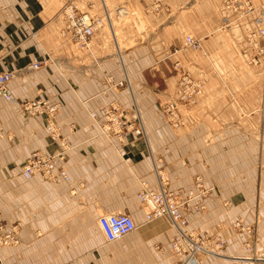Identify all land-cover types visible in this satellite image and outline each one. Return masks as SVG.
Here are the masks:
<instances>
[{
    "label": "crops",
    "instance_id": "1",
    "mask_svg": "<svg viewBox=\"0 0 264 264\" xmlns=\"http://www.w3.org/2000/svg\"><path fill=\"white\" fill-rule=\"evenodd\" d=\"M263 2L251 0L241 18L228 10L222 25L223 0L153 1L156 9L150 0H0V73L12 72L16 100L0 96V221L19 226V243L0 247L3 264H170L171 225L146 222L136 199L156 188L158 172L174 193L197 191L196 177L207 190L204 209L184 214L187 230L226 239L223 257L206 264H264V57L249 65L242 55L246 33L264 27L255 22ZM65 4L100 21L90 45L62 35ZM187 35L200 48L185 49ZM182 72L205 82L176 126L162 108ZM38 98L61 104L52 127L20 107ZM113 104L136 107L144 134H103ZM34 151L62 153L55 162L69 179L25 178ZM106 213L129 214L136 229L107 243L98 226ZM237 220L256 231L232 230ZM254 239L252 261L243 246Z\"/></svg>",
    "mask_w": 264,
    "mask_h": 264
},
{
    "label": "built area",
    "instance_id": "2",
    "mask_svg": "<svg viewBox=\"0 0 264 264\" xmlns=\"http://www.w3.org/2000/svg\"><path fill=\"white\" fill-rule=\"evenodd\" d=\"M224 19L227 18L228 10L237 12L239 17H243L255 8L249 0H223ZM259 16L255 19L257 24L264 23V5L257 8ZM65 24L61 31L62 35L72 41L76 46L90 45V38L96 32L99 20L93 19L87 12L78 13L72 4H65L62 8ZM246 39L251 44V48H245L242 55L249 65L258 64L264 57V27H260L246 33ZM263 40V44L259 42ZM185 49L200 48V41L192 36H185ZM46 60L36 61L30 64L31 69H37ZM12 72L0 73V96L10 103L16 100L12 96L8 83L12 80ZM111 85L117 87L126 84L123 81L113 82L108 78ZM205 78H194L187 72H182L177 83V94L170 98L163 106V112L172 119L173 125L183 123L180 113L181 106H190L194 104L195 99L202 93ZM59 102L50 103L46 99H34L20 103L21 109L28 114H45L51 126V120L54 114L60 108ZM264 111V107L262 109ZM95 113L92 117L95 118ZM104 120L100 123V129L107 137H114L123 141L127 134L135 136L144 134L143 123L138 115L136 107L133 112H126L118 105H110L103 109ZM52 127V126H51ZM53 132V129L50 128ZM55 134V133H53ZM63 158L62 153L56 155H46L41 151H34L26 160L22 168V175L29 179L34 175H39L42 179L51 182L67 181L68 174L62 165H57L55 158ZM195 188L197 191L189 190L186 194L174 193L169 188L168 179L162 173H157V185L154 189L142 188L137 195V202L144 210L146 222L156 218H164L174 229L173 238L170 241V249L173 264H199L200 257H216L226 239L218 233H207L205 235L196 234L185 230L187 220L185 213L189 209L203 210V198L207 190L203 189L200 179L195 178ZM195 201L192 205L191 202ZM98 226L107 243H111L136 229L134 220L126 213H106L98 218ZM234 230H248L243 227L240 220L230 225ZM19 243L18 223H6L0 221V247L16 246ZM252 259V258H250ZM0 264H3L0 260Z\"/></svg>",
    "mask_w": 264,
    "mask_h": 264
},
{
    "label": "rangeland",
    "instance_id": "3",
    "mask_svg": "<svg viewBox=\"0 0 264 264\" xmlns=\"http://www.w3.org/2000/svg\"><path fill=\"white\" fill-rule=\"evenodd\" d=\"M152 3H153V1L155 2V1H159V0H150ZM249 2H251V0H249ZM152 3H151V8L153 7L154 9H156V8H158V5L156 6V4L154 5V3H153V5H152ZM264 5V2L262 3V4H260V6H258L257 8H259V7H261V6H263ZM252 6H253V4H252ZM162 7V6H161ZM254 7V6H253ZM255 8V7H254ZM257 10V9H256ZM232 11V10H231ZM236 15H237V18H239V15L240 14H238L237 12H235V11H233ZM223 18H224V15H223ZM229 22V18H225L224 19V22H223V24L222 25H225V24H227ZM246 37V36H245ZM248 49V48H247ZM244 50V49H243ZM242 50V51H243ZM264 59V58H263ZM247 63V62H246ZM198 78H204V76H200V77H198ZM124 81V80H123ZM127 81V80H126ZM128 83V82H127ZM125 84H123V86H124ZM121 85H118L117 87H120ZM204 87V86H203ZM130 134V133H129ZM128 135V134H127ZM140 136V135H139ZM126 138V137H125ZM124 138V139H125ZM119 141V140H118ZM137 199V198H136ZM156 219H158V218H156ZM155 220V219H154ZM153 221V220H152ZM151 222V221H150ZM187 225V224H186ZM231 225V224H230ZM242 225V224H241ZM243 226V225H242ZM231 227V226H230ZM244 228L245 227H248L249 229L248 230H245V231H242V230H235L236 232H245V233H250V232H254V231H256L255 230V228L253 227H251V226H243ZM171 228H172V230H173V235H174V229H173V227L171 226ZM231 229L232 230H234L232 227H231ZM185 230L186 231H189V230H187L186 229V226H185ZM190 232H193V231H190ZM205 234H207V233H205ZM205 234H203V235H205ZM173 235H172V238H173ZM221 236V235H220ZM222 237V236H221ZM171 238V239H172ZM224 238V237H223ZM120 239V238H119ZM118 240V239H117ZM225 246H226V243H225V245L221 248V249H219V255L218 256H216V257H212V258H217V259H219V258H222L223 257V255H224V251H225ZM243 252H244V254H243V256H249V258H252V259H250V260H252L253 261V258H255L256 256H257V254H258V251L256 250V239H254L253 240V242H246V243H244V246H243ZM209 257H200V259H199V264H206V260L208 259ZM211 258V257H210ZM174 258H172V255L170 256V261H169V263L170 264H173V262H174Z\"/></svg>",
    "mask_w": 264,
    "mask_h": 264
},
{
    "label": "bare ground",
    "instance_id": "4",
    "mask_svg": "<svg viewBox=\"0 0 264 264\" xmlns=\"http://www.w3.org/2000/svg\"><path fill=\"white\" fill-rule=\"evenodd\" d=\"M252 12H253V11H252ZM250 13H251V12H250ZM250 13H249V14H250ZM239 18H240V17H239ZM99 24H100V23H99ZM99 24H98V25H99ZM93 35H94V34H93ZM247 258H248V257H247Z\"/></svg>",
    "mask_w": 264,
    "mask_h": 264
}]
</instances>
